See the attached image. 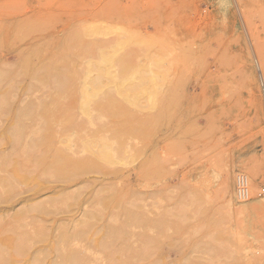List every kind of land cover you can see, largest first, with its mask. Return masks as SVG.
<instances>
[{"label":"rangeland","instance_id":"rangeland-1","mask_svg":"<svg viewBox=\"0 0 264 264\" xmlns=\"http://www.w3.org/2000/svg\"><path fill=\"white\" fill-rule=\"evenodd\" d=\"M262 188L264 0H0V264H264Z\"/></svg>","mask_w":264,"mask_h":264},{"label":"bare ground","instance_id":"bare-ground-1","mask_svg":"<svg viewBox=\"0 0 264 264\" xmlns=\"http://www.w3.org/2000/svg\"><path fill=\"white\" fill-rule=\"evenodd\" d=\"M92 69V68H91ZM101 71H103L102 69H101ZM108 71V70H107ZM87 74V73H86ZM88 76H89V74H87ZM99 75V74H98ZM106 76H107V74H106ZM98 77H100V76H98ZM88 78V77H87ZM95 78V77H94ZM261 78H262V74H261ZM66 78H62V77H59V78H57V82L58 83H63V82H66ZM71 80V79H70ZM88 80H89V78H88ZM86 81V80H85ZM96 81V80H95ZM92 83V82H91ZM85 84H87V83H84L83 84V86L85 85ZM99 84V86L101 85L100 83H97L96 82V84L95 85H98ZM98 86V87H99ZM109 86V85H108ZM102 88V87H101ZM106 88V87H105ZM84 90H85V86H84V88H83ZM113 89V88H112ZM111 90V89H110ZM100 91V90H99ZM114 92V91H113ZM85 94V93H84ZM87 94V93H86ZM112 94V93H111ZM100 95H102V93L100 94ZM113 95H115V94H113ZM97 96H99V92L98 91H94L91 95H90V100L92 101V99H93V102H95V97H97ZM102 98H103V96H101ZM112 97V96H111ZM107 98H110V97H107ZM88 99V100H87ZM97 99V98H96ZM99 99H100V96H99V98H98V100H96V106H99L98 104H97V101H99ZM103 100V99H102ZM110 100V102L108 103L109 105H106V109H107V106H110V103L111 102H113L114 101V98L112 97V98H110L109 99ZM113 100V101H112ZM86 101L88 102L89 101V95H88V98L86 97ZM99 104L101 103V102H98ZM89 103H87V105H88ZM102 104V103H101ZM101 104H100V107H98V108H100V109H98V111H101V109H104L105 110V108H102V106H101ZM85 105H86V103H85ZM94 105V104H93ZM96 106H95V108H96ZM116 106V104H114L113 106H112V108H114ZM168 106V105H167ZM84 108H85V106H84ZM109 108H111V106L109 107ZM117 108V107H116ZM115 108V109H116ZM114 109V110H115ZM118 109V108H117ZM122 108H120V110H121ZM148 109H150V107L148 108ZM96 110H97V108H96ZM108 110V109H107ZM110 111V110H109ZM118 111V110H117ZM172 111V110H171ZM84 112V111H83ZM102 112V111H101ZM100 112V113H101ZM111 112V111H110ZM116 113V112H115ZM120 113V112H119ZM122 113H123V111H122ZM151 115H152V119H149V120H147V121H144V123H143V128H142V130H141V132H142V135H144V136H146V137H151L152 135H153V133H154V130H155V128H156V126L159 124V122H160V120H162L163 118H167L168 116H170V115H172V113L170 114V112L169 111H165V110H160V109H158V108H151L150 109V112H149ZM120 114H118L117 115V117L119 116ZM128 115V114H127ZM111 116V115H110ZM112 117H113V115H112ZM149 117H151V116H149ZM120 127V126H119ZM147 127H149L150 129L149 130H147L148 128ZM124 129V128H123ZM138 130H139V128H138ZM117 133V132H116ZM115 133V134H116ZM129 133H130V131H129ZM118 134H119V132H118ZM98 138H99V136H98ZM53 139V138H52ZM54 140V139H53ZM60 142V141H59ZM101 142V141H100ZM102 143V142H101ZM46 144V143H45ZM44 144V145H45ZM63 145V144H62ZM67 146V145H66ZM54 147V146H53ZM61 147V146H60ZM49 148V147H48ZM52 148V147H51ZM57 148V147H56ZM77 148H78V146H77ZM108 148V147H107ZM61 149V148H60ZM60 149L59 150H54V152H53V154H51V157H52V159L55 161V163H57L58 164V166H62L61 168H60V170H61V172L62 171H66V170H70V173L68 174V173H66V175L64 174L63 175V173L62 174H60L59 172L56 174L57 176H56V178H55V180H59L60 182H64V184H67L68 185V187H69V185L71 184V183H74V181H72V180H70V178H68V176L70 177V175H72V174H76V173H74V169L75 170H80L79 172H81L82 171V168H83V171H86V170H84V169H87V168H89L90 170H91V168H93L95 165H94V163L92 162V165H91V162H88L90 165H86V166H84L86 163L85 162H79V161H75V160H72L71 158H70V156H74V155H71L70 154V156H68L67 154H64L63 153V151L64 150H62V152L60 151ZM72 149V148H71ZM75 150H78V149H76L75 148ZM124 151V150H123ZM120 152H122V150L120 151ZM66 153V152H65ZM83 155V154H82ZM106 157H107V155H106ZM109 157V156H108ZM74 158V157H73ZM78 158V157H77ZM81 157H79L78 159H80ZM100 158H101V156H100ZM103 159L105 158V157H102ZM109 159V158H108ZM85 160H86V156H85ZM93 160V159H92ZM101 160V159H100ZM105 161H107V160H105ZM152 161H153V157H149L148 159H146L145 160V162H144V165H145V167H148L147 169H150V167H151V165H153L152 164ZM43 163V162H42ZM87 163V164H88ZM51 164H53V163H51ZM55 167H57V166H55ZM66 167H69L70 169H67ZM85 167V168H84ZM100 168H101V166H99ZM98 167V168H99ZM96 168V167H95ZM94 168V169H95ZM97 169V168H96ZM146 169V168H145ZM58 170H59V167H58ZM155 170V169H154ZM147 171V170H146ZM149 171V170H148ZM15 172H17L16 171V169L14 170V173ZM88 172V171H87ZM228 172V171H227ZM147 173V172H146ZM16 174H18V173H16ZM15 174V175H16ZM19 174L21 175L22 173H20L19 172ZM27 174H28V172H27ZM26 174V175H27ZM59 174V175H58ZM12 175H14V174H12ZM49 175L51 176V173H49ZM9 176H11V175H9ZM73 176V175H72ZM71 176V177H72ZM76 176H77V174H76ZM27 177V176H26ZM41 177V176H40ZM153 177V176H152ZM221 177H223V176H221ZM7 178H9V177H7ZM11 178V177H10ZM16 178H17V176H16ZM19 178V177H18ZM12 179V178H11ZM14 179H15V176H14ZM23 179V178H22ZM26 179V178H25ZM25 179H24V182H25ZM28 179H29V177H28ZM41 179V178H40ZM73 179H74V177H73ZM6 180V179H5ZM18 180V179H17ZM13 181V180H12ZM16 181V180H15ZM79 181V180H78ZM226 181V180H225ZM18 182V181H17ZM16 182V183H17ZM23 182V183H24ZM26 182H27V180H26ZM40 182V181H39ZM54 182V181H53ZM87 182V181H86ZM89 182V181H88ZM19 183H20V181H19ZM21 183H22V181H21ZM52 183V182H51ZM55 183V182H54ZM79 183V182H78ZM78 183H77V185H78ZM80 183H82V181H80ZM79 183V184H80ZM24 184H26V183H24ZM57 184V183H56ZM55 184V185H56ZM224 184V186H222L224 189H223V191H224V193L225 194H227V189H228V187H226L227 186V184L224 182L223 183ZM8 185V184H7ZM15 185V184H14ZM19 184L17 183V186H18ZM36 185V184H35ZM38 185V184H37ZM76 185V184H75ZM88 185V184H87ZM9 186V185H8ZM21 186H22V184H21ZM15 187H16V185H15ZM33 187L36 189V186H34L33 185ZM42 186H40V187H38V188H41ZM49 187V186H48ZM59 187H60V185H59ZM61 187H62V185H61ZM60 187V188H61ZM43 188V187H42ZM60 188H52V189H60ZM14 189V188H13ZM44 189V188H43ZM37 190V189H36ZM39 190V189H38ZM48 190H49V188H48ZM61 190V189H60ZM60 190H56V191H59L60 192ZM63 190V189H62ZM61 190V191H62ZM251 190V189H250ZM8 191H9V189H8ZM44 191V190H43ZM46 191V190H45ZM6 192H7V190H6ZM27 192H29V191H27ZM38 192V191H37ZM36 192V193H37ZM65 192V194H66V191H64ZM25 193V192H24ZM23 193V194H24ZM56 193V192H55ZM4 194H5V191H4ZM30 194V193H29ZM38 194V193H37ZM36 194V195H37ZM251 194L252 193H250V198H249V200L251 199ZM17 195V194H16ZM31 195V194H30ZM40 195V194H39ZM41 195H42V193H41ZM64 195V194H63ZM80 195V194H79ZM229 195V194H228ZM4 196H6V195H4ZM1 197H2V195H1ZM16 196L14 195V198H15ZM37 197V196H36ZM36 197H34V198H36ZM40 197V196H39ZM69 197H70V195H69ZM140 197V196H139ZM19 198V197H18ZM24 198V197H23ZM27 198V197H26ZM33 198V197H32ZM70 198H73L72 196L70 197ZM3 199H5V198H3ZM6 199H8V198H6ZM6 199L4 200V202L6 201ZM140 199V198H139ZM229 199V198H228ZM27 200V199H26ZM33 200V199H32ZM248 200V201H249ZM7 201H10V200H7ZM6 201V202H7ZM17 201H18V199H17ZM16 201V202H17ZM1 202H3V201H1ZM15 202V201H14ZM8 203V202H7ZM28 203V202H27ZM132 203V202H131ZM5 204V203H4ZM13 204V203H12ZM230 204V203H229ZM34 205H36V204H34ZM41 204H39V206H40ZM78 206V205H77ZM34 207V206H33ZM37 205H36V210H37ZM79 207H80V205H79ZM32 207H30V209H31ZM77 208V207H76ZM127 208V207H126ZM133 208V207H132ZM254 208V210L255 211H257V210H261L262 212L264 211V204L262 203V204H260V205H258V206H255V207H253ZM78 209V208H77ZM230 209V208H229ZM235 209V208H234ZM31 210H33V208L31 209ZM125 210V209H124ZM233 210V209H232ZM34 211H35V209H34ZM127 211V210H126ZM129 211V210H128ZM133 211V210H132ZM251 211V210H250ZM27 212V211H26ZM38 212V211H37ZM39 212H41V211H39ZM130 212V211H129ZM182 212V211H181ZM1 213V212H0ZM68 213H69V211H68ZM125 213V212H124ZM234 213H235V215L238 217V218H240V217H242L243 215H244V211H243V209H236V210H234ZM126 214H127V212H126ZM130 214H131V212H130ZM247 215V214H246ZM126 217V216H125ZM123 218H124V216H123ZM126 220H127V217H126ZM125 220V221H126ZM131 220V219H130ZM140 220H142V222H146V220L145 219H143L142 218V216L140 217ZM124 221V220H123ZM68 225V224H67ZM81 227V226H80ZM70 231H72V230H70ZM81 231V230H80ZM83 232V231H82ZM87 232V231H86ZM85 232V233H86ZM145 239V238H144ZM28 240V239H27ZM24 241H26V240H24ZM143 241V240H142ZM153 242V240L152 239H149V241H148V244H146V245H150V243H152ZM25 243V242H24ZM152 246V245H151ZM27 247V246H26ZM154 247V246H153ZM28 248V247H27ZM29 249V248H28ZM76 249H79V248H76ZM81 249V248H80ZM88 249V248H87ZM82 250V249H81ZM74 253H70V254H68V257H66V259H65V261L67 262V264H84V263H82V258L81 257H79L78 255H77V253L75 252V251H73ZM89 256V255H88ZM35 258V257H34ZM93 259H95L94 257H93ZM97 259V258H96ZM34 261V260H33ZM88 262H89V260H88ZM94 262V261H93ZM90 263H92V262H90ZM85 264H87V263H85ZM115 264V263H114ZM117 264H127L125 261H122L121 263H117Z\"/></svg>","mask_w":264,"mask_h":264},{"label":"built area","instance_id":"built-area-1","mask_svg":"<svg viewBox=\"0 0 264 264\" xmlns=\"http://www.w3.org/2000/svg\"><path fill=\"white\" fill-rule=\"evenodd\" d=\"M261 194H264V188L261 189ZM234 196L237 203H245L250 198L249 179L243 173H238L235 175Z\"/></svg>","mask_w":264,"mask_h":264}]
</instances>
